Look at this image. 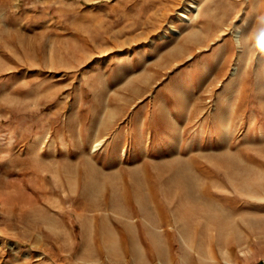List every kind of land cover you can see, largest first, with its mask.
<instances>
[{
    "label": "rangeland",
    "instance_id": "rangeland-1",
    "mask_svg": "<svg viewBox=\"0 0 264 264\" xmlns=\"http://www.w3.org/2000/svg\"><path fill=\"white\" fill-rule=\"evenodd\" d=\"M251 246L264 0H0V264H243Z\"/></svg>",
    "mask_w": 264,
    "mask_h": 264
},
{
    "label": "crops",
    "instance_id": "crops-1",
    "mask_svg": "<svg viewBox=\"0 0 264 264\" xmlns=\"http://www.w3.org/2000/svg\"><path fill=\"white\" fill-rule=\"evenodd\" d=\"M259 233H261V232H258L256 230H253L249 234L250 235L253 234L254 236H256ZM245 234L248 235L247 232H245ZM251 249H253V251L249 254V256H246V257L243 258V260H244V263L243 264H252L255 260H257L262 255V251L259 248H254L253 246H251Z\"/></svg>",
    "mask_w": 264,
    "mask_h": 264
},
{
    "label": "built area",
    "instance_id": "built-area-1",
    "mask_svg": "<svg viewBox=\"0 0 264 264\" xmlns=\"http://www.w3.org/2000/svg\"><path fill=\"white\" fill-rule=\"evenodd\" d=\"M252 264H264V256H260L257 260H255Z\"/></svg>",
    "mask_w": 264,
    "mask_h": 264
},
{
    "label": "bare ground",
    "instance_id": "bare-ground-1",
    "mask_svg": "<svg viewBox=\"0 0 264 264\" xmlns=\"http://www.w3.org/2000/svg\"><path fill=\"white\" fill-rule=\"evenodd\" d=\"M191 5H192V4H191ZM186 16H187V15H186ZM97 144H98V143L96 142L94 146H96ZM92 148H93V147H92ZM94 149H95V148H93V150H94ZM91 151H92V149H91Z\"/></svg>",
    "mask_w": 264,
    "mask_h": 264
}]
</instances>
